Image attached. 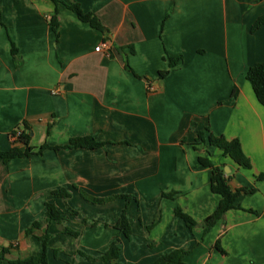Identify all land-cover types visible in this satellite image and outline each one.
I'll return each instance as SVG.
<instances>
[{
    "label": "crops",
    "instance_id": "obj_1",
    "mask_svg": "<svg viewBox=\"0 0 264 264\" xmlns=\"http://www.w3.org/2000/svg\"><path fill=\"white\" fill-rule=\"evenodd\" d=\"M71 1L109 34L61 2L0 0V151L12 147L10 134L23 122L35 150L0 159V246L11 248L8 258L37 254L41 232L26 237L25 230L43 220L50 202L64 219L49 226V264H102L80 253L98 259L116 238L120 264H149L177 249L189 251L186 264H264V107L246 80L248 69L264 62V26L251 31L264 0ZM55 10L58 38L50 25ZM180 55L169 69L167 57ZM201 130L239 140L250 169L207 144L195 148ZM85 136L104 146L55 149ZM200 157L227 169L232 190H255L241 191L239 208L207 233L202 222L221 197ZM61 188L70 191L67 205L77 216L49 195ZM80 191L133 198L95 204ZM124 209L129 238L113 227Z\"/></svg>",
    "mask_w": 264,
    "mask_h": 264
},
{
    "label": "trees",
    "instance_id": "obj_2",
    "mask_svg": "<svg viewBox=\"0 0 264 264\" xmlns=\"http://www.w3.org/2000/svg\"><path fill=\"white\" fill-rule=\"evenodd\" d=\"M53 2L55 4H58L60 2L63 3L69 10L76 14L80 21L88 23L92 28L100 31L105 36L109 34V30L101 23L99 18L91 12H84L78 3L71 0H53ZM57 14L58 12L57 10H55L54 15L50 19V25L56 35V38H58L59 36V21ZM262 26H264V16L256 20L255 24L252 26L251 31L255 32ZM12 53L14 56L17 54V49L14 44H12ZM167 60L169 64V69H172L175 68L182 61V56H168ZM127 69L132 71L128 65ZM168 73L169 70L161 71L159 72V76L163 78ZM246 80L251 85L257 101L264 107V62L257 63L254 66L250 67L246 73ZM194 128L195 124L193 123L191 125V129ZM206 131H209V129H207ZM31 133L32 128L27 122H23L20 126L13 130L10 134L12 147L8 151H0V159L4 163H9L13 159L31 157L33 154H35L34 148L30 145ZM206 144L208 146L219 149L222 152L223 156L229 157L235 164L239 165L241 168L250 169V162L245 156L239 140L234 139L229 141L222 136L217 137L212 133H209L208 136H206L205 131H198L197 138L193 146L195 148L198 145L203 147L206 146ZM103 146L104 144L98 142L94 136H85L73 138L66 146L55 147V149H97ZM48 148L49 146L46 144L41 146L37 151V154L42 156L43 151ZM199 163L203 167H208L211 169V191L221 197L214 212L208 217H206L202 222L204 231L205 233H207L217 223V221L222 217L223 214H225L231 209L239 208V206L237 205V199L240 196L241 191H244L245 193H254L255 190L242 189L234 191L229 186L228 176L226 175L224 168H222L221 166H213L209 163L206 158L202 157L199 158ZM49 195L61 198L66 206L67 211L71 215H78L77 211L72 210L67 205V200L71 197L70 191L61 188L49 192ZM80 195L84 200L95 204H103L117 198H124L127 201L133 198L129 195L112 196L109 198H95L86 194L83 191H80ZM45 208L46 212L43 220L35 221L30 227L25 230L26 237L35 236L36 231L41 232L39 236H36L40 243V249L37 254L18 259H9L8 257L12 253L11 248L0 246V264H49L48 245L49 241L52 238V235L49 233V226L52 223H57L61 225L64 218L62 213L56 208L53 203L46 202ZM175 215L177 217L182 218L189 229L195 227L196 224L191 221L186 215H184L180 209H176ZM82 222L86 224V220H82ZM105 226L110 227L108 224H106ZM113 227L117 229L120 233H122L126 238H129L131 236L132 229L129 223V219L127 217L126 209L123 210L120 218ZM151 228L152 226L148 227V230H150ZM62 232L64 234H69L73 237H78L80 235L79 232L73 231L66 227L62 228ZM219 244V242L216 243V248L221 252V254L225 255L226 252L220 247ZM120 252V239L116 238L111 242L108 250L101 254L98 259L88 257L83 253L80 254L87 257L90 261L93 262L99 261L102 264H120ZM188 252L189 251L186 249H177L169 254L160 256L154 262L149 264H186L184 262V257L188 254Z\"/></svg>",
    "mask_w": 264,
    "mask_h": 264
},
{
    "label": "built area",
    "instance_id": "obj_3",
    "mask_svg": "<svg viewBox=\"0 0 264 264\" xmlns=\"http://www.w3.org/2000/svg\"><path fill=\"white\" fill-rule=\"evenodd\" d=\"M107 47H108L107 43L104 42L103 44H101L96 48V51H100L101 49H106Z\"/></svg>",
    "mask_w": 264,
    "mask_h": 264
},
{
    "label": "water",
    "instance_id": "obj_4",
    "mask_svg": "<svg viewBox=\"0 0 264 264\" xmlns=\"http://www.w3.org/2000/svg\"><path fill=\"white\" fill-rule=\"evenodd\" d=\"M225 172H226V173H229V172L227 171V169H225Z\"/></svg>",
    "mask_w": 264,
    "mask_h": 264
},
{
    "label": "rangeland",
    "instance_id": "obj_5",
    "mask_svg": "<svg viewBox=\"0 0 264 264\" xmlns=\"http://www.w3.org/2000/svg\"><path fill=\"white\" fill-rule=\"evenodd\" d=\"M51 258H52V255H51Z\"/></svg>",
    "mask_w": 264,
    "mask_h": 264
}]
</instances>
